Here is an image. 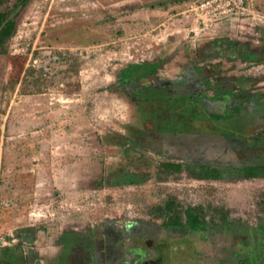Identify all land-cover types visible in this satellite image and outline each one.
<instances>
[{"label":"rangeland","instance_id":"1","mask_svg":"<svg viewBox=\"0 0 264 264\" xmlns=\"http://www.w3.org/2000/svg\"><path fill=\"white\" fill-rule=\"evenodd\" d=\"M205 1L27 0L15 12L0 55V264H89L88 239L116 250L99 264H125L124 238L155 230L167 203L181 219L199 209L206 227L264 223V177L200 173L264 160V0L215 21L223 0ZM223 110L234 115H209ZM205 241L150 252L204 264Z\"/></svg>","mask_w":264,"mask_h":264},{"label":"flooded vegetation","instance_id":"2","mask_svg":"<svg viewBox=\"0 0 264 264\" xmlns=\"http://www.w3.org/2000/svg\"><path fill=\"white\" fill-rule=\"evenodd\" d=\"M255 145H258L257 138ZM242 167L264 169V160L261 158L260 162L258 161L254 165L247 166L225 165L222 167L223 170L220 168L206 167L205 169L210 171L212 169L218 170V172H215L218 177L214 179L206 177V179L217 180L225 174L224 171L238 175L236 169ZM167 217L160 216L159 225L155 230L142 228L138 232H135L136 229L129 231V234L123 240V254H131L134 256V259L132 261H126L125 264H159V260L153 258V254L151 253L152 247L160 248L174 244L175 242L182 244L184 240L188 242L187 246L189 247L190 236L201 237L202 240L203 238H207V241L204 242L207 247L202 252L207 257V261L203 262L204 264H264V223L250 230L242 225H238L236 222L231 223L222 219L219 224L213 223L208 227L203 225L202 231L190 233L185 219H182L181 226L177 227L170 225ZM212 236L219 237V240H213ZM80 240L83 241L84 238ZM80 240L77 242L78 246L81 243ZM84 241L86 243L80 245L83 254L82 260H88L89 264H99L103 261L102 256L104 254L116 253L115 249H110V242L104 244L106 246L105 250H101L100 245H103V243L96 242L92 239ZM88 244L92 247H94V244L96 245L97 251L92 257L83 252ZM116 244L117 242L114 245ZM69 249H73V246L69 247ZM68 250L64 248V252Z\"/></svg>","mask_w":264,"mask_h":264},{"label":"trees","instance_id":"3","mask_svg":"<svg viewBox=\"0 0 264 264\" xmlns=\"http://www.w3.org/2000/svg\"><path fill=\"white\" fill-rule=\"evenodd\" d=\"M4 0H0V3L3 2ZM27 2V0H16L14 7H13V15L11 12H5V11H0V55L3 54L4 51V44L5 42L9 39V37L11 36V34L14 31V27H15V23L13 20V16L15 14V12L18 11V9H21L25 3ZM244 54V59H251V57L247 56L246 53H242ZM23 80H26L29 76H31V68L26 69V71L24 72L23 75ZM30 82V81H28ZM30 83L35 84V81H32ZM231 108H235V106H232ZM230 110V109H229ZM213 117H215L216 119H213L214 121H219V120H224V119H229L230 117H232L234 115L233 114H229L226 113V110H223L222 113L220 114H209ZM170 169H172L174 167V164H168L167 165ZM200 171V170H199ZM218 172V170H207L205 169V171L201 172L202 178H216L218 177V175L215 173ZM236 172L238 175H242V176H249V175H253L254 173L260 175L261 177H264V169L261 168H257V167H242L240 169H236ZM118 183L120 184H130L133 183V180L124 174H121L118 176L117 178ZM161 215H163V217L166 216L169 220V224L170 225H175L177 227L181 226V222L182 219L180 218L179 215L175 214L172 212V205L170 203H167L162 209H161ZM182 216H184L183 219L186 220V224L188 226V228L190 229V233H196L199 231L203 230V216L200 213L199 209H186Z\"/></svg>","mask_w":264,"mask_h":264},{"label":"built area","instance_id":"4","mask_svg":"<svg viewBox=\"0 0 264 264\" xmlns=\"http://www.w3.org/2000/svg\"><path fill=\"white\" fill-rule=\"evenodd\" d=\"M216 0H212L210 2L205 1L203 4H200L201 9L202 8H207L210 7V3L215 2ZM215 9H219L215 13ZM214 10H212L211 18H214L217 16V18L213 19L215 20H221L229 16H238V15H243L244 12H246V9L243 7V0H223V2L219 5H216ZM191 9L190 11H192ZM205 17V16H204ZM199 22L198 24H202V20L204 18L199 17Z\"/></svg>","mask_w":264,"mask_h":264}]
</instances>
